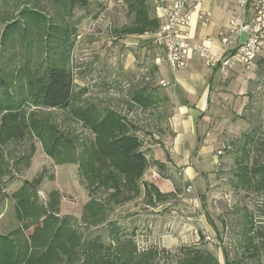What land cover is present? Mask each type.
<instances>
[{
    "label": "rangeland",
    "instance_id": "374dc122",
    "mask_svg": "<svg viewBox=\"0 0 264 264\" xmlns=\"http://www.w3.org/2000/svg\"><path fill=\"white\" fill-rule=\"evenodd\" d=\"M147 3L153 16L155 4L153 0ZM26 6L52 25L49 35L43 24L27 26L20 18ZM133 20L127 0H87L86 7L71 11L57 0H0V77L14 74L25 64L39 71L57 64L66 29L72 43L67 68L75 87L68 110L23 105L29 119L48 122L64 133L70 140L69 151L49 157L26 129L20 139L0 144V199L8 201L2 203L5 213L0 217V234L16 231L26 222L18 220L12 196L25 182L41 178L36 204L45 207L53 203V212L59 219L69 220L82 242L98 234L112 247L130 240L138 254L152 252L158 264H177L189 248L210 251L220 264L225 256L232 262L264 264V237H259L264 236V174L256 171L264 166V44L254 66L246 71L243 89H230L220 96L217 111L205 122L204 138L220 145L215 153L222 152L216 166L193 183L183 181L180 168L167 173L169 177L178 174V182L173 183L175 195L166 202L142 193L109 209L108 221L117 226L121 236L118 242H112L105 224L83 225L84 206L91 197L82 182L80 162L95 136L80 118L81 112L91 108L115 112L137 128L143 149L162 142L168 146L174 136L175 105L168 86L160 84L162 77L155 63L156 56L165 55L150 38L159 28L142 35L124 34L123 29L132 27ZM8 25L7 38L2 39ZM161 69L166 70L164 76L172 78L165 63ZM14 78L9 93L19 102L28 98V90L25 81ZM143 89L157 93L156 105L145 108L133 100V93ZM144 182H148L145 176ZM188 186L190 193L185 191ZM105 197L97 193L93 198ZM251 242L256 250L249 247Z\"/></svg>",
    "mask_w": 264,
    "mask_h": 264
},
{
    "label": "trees",
    "instance_id": "16d2710c",
    "mask_svg": "<svg viewBox=\"0 0 264 264\" xmlns=\"http://www.w3.org/2000/svg\"><path fill=\"white\" fill-rule=\"evenodd\" d=\"M57 1L67 11L87 6V0ZM127 4L129 12L134 14V20L132 27L123 29L124 34L142 35L146 31L155 32L160 27L161 21L156 14L153 16L150 14L147 0H127ZM155 8L156 6L154 10ZM19 16L27 21V26L36 24L38 27L43 24L47 35L48 31L52 30V25H49L41 13L27 6ZM10 26L3 30L2 39L7 38ZM27 29L25 26L22 32L25 34ZM62 35L64 41L60 45L61 53L57 64H49L42 71L31 70L25 64L14 74L0 77V96L2 94L3 98V102H0L1 145L13 139H20L26 129L30 130V134L42 144L44 152L51 158L70 150V140L64 133L48 122L29 119L23 110L25 103L38 110L55 111L71 108L75 87L67 68V60L72 43L68 42L66 29ZM14 77L25 81L28 90V98L19 102H15L9 93L10 83ZM146 90L136 91L132 96L134 101L145 108L156 105L158 101L157 93ZM80 118L95 136L93 143L84 150L85 157L80 162L82 182L91 197L84 206L83 225L100 227L105 224L112 242H118L121 236L117 226L108 221L109 209H114L115 206L142 193L148 198L154 195L160 202H166L175 195V192L164 194L154 184L142 183L143 176L151 168L157 170L164 178L165 168L160 162L151 160L150 148L143 149V142L136 134L137 128L130 122L113 111L101 112L92 108L81 112ZM256 171L264 174V166H260ZM40 179L25 182L12 196L16 199L15 212L18 220L26 222L16 231L7 235L0 234V264H158L152 252L138 254L130 240L119 242L112 247L111 244L105 245L102 236L98 234L82 242L81 234L70 226L69 220L59 219L53 212L55 209L53 203L50 202L45 207L36 204L35 197L37 187L41 183ZM97 193L105 194L106 197L94 199ZM28 220L30 222H27ZM30 228L31 232L26 235L25 231ZM262 230L264 231V228ZM249 247L255 250L257 248L253 242ZM177 264L220 263L210 251L189 248L182 253V258ZM223 264L242 262H232L225 256Z\"/></svg>",
    "mask_w": 264,
    "mask_h": 264
},
{
    "label": "crops",
    "instance_id": "0c3cea01",
    "mask_svg": "<svg viewBox=\"0 0 264 264\" xmlns=\"http://www.w3.org/2000/svg\"><path fill=\"white\" fill-rule=\"evenodd\" d=\"M165 1L170 3L174 0ZM201 8L210 13V19L204 23L197 18L195 13L187 28V41L192 45L202 44L209 47L214 56H223L224 51L219 43V32L228 27L229 20L233 15L239 13L236 0H203ZM153 14L157 13L153 12ZM156 16L161 23L164 22V18H160L158 14ZM208 39L209 41H207ZM152 42L155 44L153 40ZM156 48L162 50L157 45ZM156 58L161 59V63L158 65L161 81L168 84L167 89L175 105L174 136L168 146L164 142L148 146L151 149L149 155L151 160H156L164 165L163 174L165 177L162 178L153 168L144 176L161 193L168 194L174 192L173 183L178 182L176 176L178 174L169 177L173 169L180 168L183 181L193 183L198 179V176L205 177L216 166L220 150L216 153L214 151L219 149L220 145L209 142L210 138H204L205 122L208 121L212 113L217 111L216 104L220 96H225L230 89H243L248 72L237 66L226 75L221 74L217 70L207 68L196 54H190L185 66L176 70L169 67L164 56L158 55ZM164 63L171 70L172 78L170 79L164 76L166 70L161 69ZM1 199L0 217H3L5 210L2 203L5 201L8 204V201L6 197L4 200Z\"/></svg>",
    "mask_w": 264,
    "mask_h": 264
},
{
    "label": "built area",
    "instance_id": "2783aa9c",
    "mask_svg": "<svg viewBox=\"0 0 264 264\" xmlns=\"http://www.w3.org/2000/svg\"><path fill=\"white\" fill-rule=\"evenodd\" d=\"M203 0H153L156 13L164 18L158 31L150 38L162 49L165 61L172 70L183 68L190 54H196L211 69L227 74L237 66L250 70L262 51L264 44V0H236L239 13L233 15L226 29L219 32V43L223 56H214L209 47L202 44H190L187 41V28L196 13L197 18L206 23L210 13L201 8ZM209 41V39L207 40ZM159 65L161 59L156 58ZM163 87L168 84L160 81ZM222 152L218 151V155ZM191 192L188 186L185 190ZM211 245L214 240L207 237Z\"/></svg>",
    "mask_w": 264,
    "mask_h": 264
}]
</instances>
